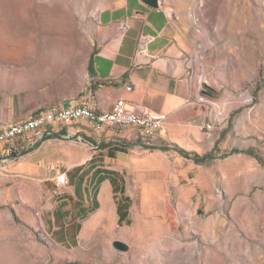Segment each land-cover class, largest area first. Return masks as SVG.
<instances>
[{
	"label": "rangeland",
	"instance_id": "1",
	"mask_svg": "<svg viewBox=\"0 0 264 264\" xmlns=\"http://www.w3.org/2000/svg\"><path fill=\"white\" fill-rule=\"evenodd\" d=\"M113 1L0 0V126L59 107L84 83L100 8ZM200 1L212 3L195 14L211 42L201 76L215 89L216 158L197 164L177 150L167 152L168 169L152 173L155 186L131 181L117 194L102 189L101 207L107 198L114 207V229L103 225L85 236L100 208L76 213L84 193L77 197L70 183L59 188L37 171L18 168L26 150L0 161V264H264V0ZM123 129L98 131L102 137L112 132L114 154L134 145L155 148L137 136L121 137ZM67 140L92 152L105 143L84 135L83 142ZM156 189L165 196L167 217L154 221L159 239L138 244L124 230L135 224V205L140 210L141 199ZM61 198H67L64 225L80 218L76 245L54 224Z\"/></svg>",
	"mask_w": 264,
	"mask_h": 264
},
{
	"label": "crops",
	"instance_id": "2",
	"mask_svg": "<svg viewBox=\"0 0 264 264\" xmlns=\"http://www.w3.org/2000/svg\"><path fill=\"white\" fill-rule=\"evenodd\" d=\"M209 4L212 3L200 0H160V6L155 8L142 0H116L100 8L99 32L87 58L86 79L78 89L61 99L59 107L90 102L98 111H105L118 99H124L129 108L165 113L168 118L164 130L149 140L153 149L140 150L134 145L128 151L117 150L114 154V147L109 144L112 132L99 136L85 120L66 126L64 131L73 137L79 133L94 136L98 143L104 141L98 150L89 151L74 140L57 136L26 149L18 168L37 171L47 180H54L59 188L62 185L57 183V175L65 171L74 187V195L83 197L84 193L85 199H81L83 203L75 209L76 213L88 205L92 207L95 187L99 185L100 210L87 222L84 236L91 228L97 232L103 225L114 229V207L110 198L106 206L101 207L102 189L104 194H115L114 186L121 191L131 181L141 186L156 185L158 181L153 175L165 173L169 165L166 154L175 151L163 150L162 146L177 145L199 154L214 148V135L207 126L215 119V89L201 76L208 68L211 42L195 14L197 9ZM121 137L132 138L127 129L122 130ZM125 170L132 171V175L139 171L140 176L133 179L131 172L127 175ZM102 176L106 178L98 184ZM76 185H79L77 193ZM186 188L190 194L192 189ZM152 197L157 205L150 201ZM66 199L61 198L55 208L61 210V216L68 211L64 209ZM165 200L163 193L156 189L141 199L140 210L135 205L132 212L135 224L124 230L129 240L144 244L148 238L159 239L154 221L167 217ZM73 214H69L71 218ZM79 221L80 218L65 224L69 227L66 237H71V226Z\"/></svg>",
	"mask_w": 264,
	"mask_h": 264
},
{
	"label": "built area",
	"instance_id": "3",
	"mask_svg": "<svg viewBox=\"0 0 264 264\" xmlns=\"http://www.w3.org/2000/svg\"><path fill=\"white\" fill-rule=\"evenodd\" d=\"M200 99L203 100L204 97L200 96ZM34 115H36L35 123H27L26 118L0 127L1 162L6 163L12 158H17L21 151L44 141L47 137L54 138L57 136L60 139L73 138L72 134L64 131L66 126L73 125V120H94L93 128L96 131H103L105 128H124L127 129L129 136L145 137V141L149 142L147 140V133H161L165 128L168 118L165 113L146 110L139 111L129 108L124 99H118L110 109L105 111H98L90 102H84L39 111ZM44 119L54 120L56 134H47ZM212 127V123L207 126L208 129H212ZM75 136L83 142L81 134L77 133ZM8 138H15L16 146H9ZM57 183H69L65 171L58 173Z\"/></svg>",
	"mask_w": 264,
	"mask_h": 264
},
{
	"label": "trees",
	"instance_id": "4",
	"mask_svg": "<svg viewBox=\"0 0 264 264\" xmlns=\"http://www.w3.org/2000/svg\"><path fill=\"white\" fill-rule=\"evenodd\" d=\"M90 70L93 72V61H92V59L90 61ZM49 138L50 137H47L44 140L49 139ZM131 142L133 143V141H131ZM171 148L177 150L178 152H180L183 156H185L187 158H192L197 164H205V163L210 162L211 160H214L216 158V154H215L214 149H212L211 151H209L207 153L199 154V153H196V152L187 151V150H185V149H183V148H181V147H179L177 145H174L173 147H169V146H162L161 147V149H163V150H169ZM244 152H246V153H248L250 155L257 156L253 149H247V150H244ZM24 154H26V152H24ZM111 154L113 156V151L111 152ZM105 178H106V176L100 177L99 181H98V184L102 183ZM78 189H79V185H76L75 186L76 193L78 192ZM118 191H119V188L114 186L115 194H117ZM98 192H99V189L96 188L95 191H94L93 205H92V208H94V209H97L100 206L99 202H98V198H97ZM121 192H122V189H121ZM65 212H63V215L61 216L62 212H61V210L59 208L53 211V217L55 219L54 223L56 225L58 224L59 230H61L60 234L62 235V237H63V234H65L64 236H66L69 233V227H66L64 225V223L62 222ZM80 212L83 213V215H84L85 212H86V209L81 208ZM117 212L120 215L119 222H122L125 219L126 215L124 213V206H123V203L121 202V200L118 201ZM71 227H72L71 228L72 235L69 238L67 237L68 238V242H72L73 245H76L77 235L80 232V223L78 222V223L74 224Z\"/></svg>",
	"mask_w": 264,
	"mask_h": 264
},
{
	"label": "bare ground",
	"instance_id": "5",
	"mask_svg": "<svg viewBox=\"0 0 264 264\" xmlns=\"http://www.w3.org/2000/svg\"><path fill=\"white\" fill-rule=\"evenodd\" d=\"M53 2L55 0H52ZM89 123H91L94 127V120H85ZM36 122V116L27 119V123H35ZM80 122V120H73V124ZM44 126L47 128V134H56V127H54V120L51 119H44ZM68 134H71L68 132ZM158 133H147V140H150L154 138ZM143 140H145V137H141ZM8 145L9 146H16V139L15 138H8ZM65 185V184H60ZM141 251V250H140Z\"/></svg>",
	"mask_w": 264,
	"mask_h": 264
},
{
	"label": "water",
	"instance_id": "6",
	"mask_svg": "<svg viewBox=\"0 0 264 264\" xmlns=\"http://www.w3.org/2000/svg\"><path fill=\"white\" fill-rule=\"evenodd\" d=\"M142 2H144L145 4L151 7H155V8H158L160 6V0H142ZM118 246L123 249H128V246L126 245L118 244Z\"/></svg>",
	"mask_w": 264,
	"mask_h": 264
}]
</instances>
